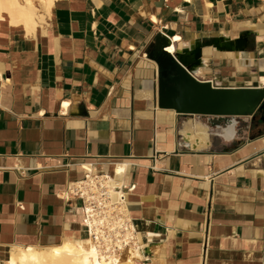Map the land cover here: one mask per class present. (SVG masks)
I'll return each instance as SVG.
<instances>
[{"label": "crops", "instance_id": "obj_1", "mask_svg": "<svg viewBox=\"0 0 264 264\" xmlns=\"http://www.w3.org/2000/svg\"><path fill=\"white\" fill-rule=\"evenodd\" d=\"M249 21L264 25V0H55L46 35L14 41L15 53L12 41L0 46L11 78L0 103L1 254L71 231L85 237L69 216L81 200L62 193L82 162L101 173L130 159L126 184L138 191L128 210L134 221L154 220L160 237L147 240L143 264L157 243L168 252L163 264H264L263 117H237L245 125L233 140L194 150L155 96L164 35L208 38ZM253 47L264 58V39Z\"/></svg>", "mask_w": 264, "mask_h": 264}, {"label": "bare ground", "instance_id": "obj_2", "mask_svg": "<svg viewBox=\"0 0 264 264\" xmlns=\"http://www.w3.org/2000/svg\"><path fill=\"white\" fill-rule=\"evenodd\" d=\"M54 4L55 0H0V46L12 41V52L15 53L17 44L14 41H29L46 35L51 23L50 18ZM211 5L209 3V6ZM153 18L156 20V17ZM252 31L257 33L258 37H255ZM262 39H264V25L261 22L249 21L246 23L232 22V28L210 33L208 38L192 36L184 39L180 34L164 35L160 45L162 50L170 55L177 52L191 55L193 59L188 70L197 82L212 84V79L215 78L222 85L232 88L234 91H240L237 84L256 78L261 88H264V58L257 57L253 47L256 40L261 42ZM212 63L221 66V73L218 77L213 78L211 75ZM256 66L259 67L258 76L254 75ZM6 68L4 61L0 58V103L4 101L5 91L11 82ZM250 72L253 75L250 76ZM252 92L261 94L260 89H254ZM149 96L152 98V93ZM64 106L67 107L68 103L64 102ZM243 108L253 110L254 106L250 104ZM157 112L173 129L177 117L184 115L175 109L158 106ZM227 124L213 127L203 121L202 114H186L180 128L181 145L200 150L210 147L218 137L225 141H231L237 134L239 124L237 116L232 115ZM170 148H174V145H171ZM134 165L135 162L130 159L113 160L110 167L106 169V173L109 175L108 179L101 177L99 181L94 180V175H97L100 169L94 166L91 161L86 160L81 164L78 184L82 183L81 181L88 173L90 181H83V183L92 182L95 186L101 182L109 187L113 198L117 199V194H121V192H117L115 188L117 185H121L122 181L129 183ZM72 183L73 181L69 184L71 188ZM94 186L93 189H95ZM135 191H138V186L126 194L127 199L123 204L128 209L129 203L136 198ZM62 195L65 196V193L63 192ZM69 216L77 219L79 224L83 223L82 209L79 213H71ZM125 219L128 226L134 227L136 232L135 244L124 252L102 248L89 232H86L85 237H81L79 231L76 230L67 232L58 243L51 245L10 246L2 254L0 252V264H143L144 249L149 246L147 240L160 239L159 234L155 232L154 220L149 223L139 219L134 221L127 209ZM143 232H146L148 236L144 238ZM149 250L152 252L150 264L164 263L168 253L164 245L157 243Z\"/></svg>", "mask_w": 264, "mask_h": 264}, {"label": "water", "instance_id": "obj_3", "mask_svg": "<svg viewBox=\"0 0 264 264\" xmlns=\"http://www.w3.org/2000/svg\"><path fill=\"white\" fill-rule=\"evenodd\" d=\"M191 55L178 53V61L161 50L158 59L160 73L156 86V104L160 108L175 109L180 114L224 116L230 114H254L264 112V88L214 87L209 82L199 83L190 73ZM260 89L261 94L252 92ZM253 104L254 109L243 108ZM237 106V107H236Z\"/></svg>", "mask_w": 264, "mask_h": 264}, {"label": "built area", "instance_id": "obj_4", "mask_svg": "<svg viewBox=\"0 0 264 264\" xmlns=\"http://www.w3.org/2000/svg\"><path fill=\"white\" fill-rule=\"evenodd\" d=\"M178 53L172 54L174 59L178 60ZM214 87L218 88V83L212 82ZM217 118L215 115H205ZM219 118V117H218ZM211 121V119H210ZM182 138V137H180ZM82 167H84L82 165ZM101 177L108 179L109 175L106 172L94 175V180H99ZM90 181L88 173L83 178V181ZM123 180V179H122ZM78 184V180L73 181V186H68L64 192V198L70 200L76 198L81 200L83 227L85 232H89L99 246L110 251L124 252L135 244L136 230L132 226H128L125 219L126 208L123 204L128 192L136 188V184H126L122 181L121 185L116 186L117 199H114L108 186L98 182L94 186L92 182ZM100 181V180H99ZM95 187L93 189L92 187ZM133 222V221H132ZM135 224L133 223V226ZM135 230V231H134Z\"/></svg>", "mask_w": 264, "mask_h": 264}, {"label": "rangeland", "instance_id": "obj_5", "mask_svg": "<svg viewBox=\"0 0 264 264\" xmlns=\"http://www.w3.org/2000/svg\"><path fill=\"white\" fill-rule=\"evenodd\" d=\"M220 67L221 66H217L214 63H212L211 75L213 76V78L214 77H218L220 75V73H221V68ZM249 75L251 76V75H253V73L250 72ZM254 75H256V76L258 75V70H255ZM213 80L216 81L218 84H221L215 78ZM249 84H251L253 86L247 87V85H249ZM236 86L239 87V88H255V87L258 88L260 86V83H259V81H256V79H252L251 81H244L243 83L237 84ZM232 115H235V116L240 117V118L243 116V115H239V114H234L233 113V114H230V115H225V116L219 117L220 119L218 117L217 118L210 117L211 121H212L211 124H227V122L232 118ZM244 115H249V114L247 113V114H244ZM255 116H256L255 117V121H258V119L260 118L259 111L255 112ZM179 117H180L179 120L181 122L183 120V118L186 117V114L179 115ZM207 118H208V116L202 115V119H203L204 122L207 120ZM243 125H245V124H242V123L239 124V128L243 127Z\"/></svg>", "mask_w": 264, "mask_h": 264}, {"label": "flooded vegetation", "instance_id": "obj_6", "mask_svg": "<svg viewBox=\"0 0 264 264\" xmlns=\"http://www.w3.org/2000/svg\"><path fill=\"white\" fill-rule=\"evenodd\" d=\"M259 114H260V116L263 117V120H264V112H263V110L259 111Z\"/></svg>", "mask_w": 264, "mask_h": 264}]
</instances>
